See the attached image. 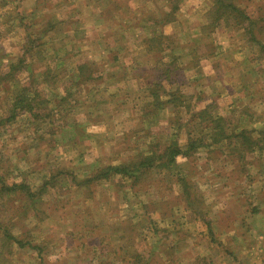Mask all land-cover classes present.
<instances>
[{"label": "rangeland", "instance_id": "374dc122", "mask_svg": "<svg viewBox=\"0 0 264 264\" xmlns=\"http://www.w3.org/2000/svg\"><path fill=\"white\" fill-rule=\"evenodd\" d=\"M235 6L254 13L247 23L255 24V32L246 35L243 28L247 23L242 21L237 24L235 20V27L222 22L225 28L215 29L212 25L213 12L210 10L212 0H0V74H6L14 65L17 66L20 58L26 59L29 66L26 71L14 74L16 83L31 85V94H34L30 99L36 98V103L49 101L43 107L33 100V111L40 113V118L33 117L32 112L10 111L14 98L21 90L13 86V79L0 87V184L16 187L9 194L12 195L10 199L0 200L3 201L0 202V213L3 214L0 215V221H10L14 213L19 214V204L23 203V196L19 194H26V190L23 189L25 186L21 187L23 183L15 182L23 178L24 172H27L29 185L37 188L45 179L44 171L51 170L54 161L62 158V162L70 163V167L65 171V180L58 179L57 182H67L73 188L74 184L68 181L74 178V172L83 178L91 176L88 174L89 162H94V158L100 156L125 166L138 165L142 161L149 165L151 160L148 157H163L167 149L165 147L171 144L188 151L191 144L188 141L189 133L192 135L203 129L210 132L216 127L210 121L211 118H204L198 127L194 118L196 111L205 110L211 103L217 102L219 106L215 104L213 118L225 119L231 116L229 104L232 98L237 101L240 110L245 106H257L252 110L255 113L253 116L255 119L262 116V121L247 128L250 131L263 128L264 107L259 106L261 97L258 95L256 98V90L259 85L264 89V46L259 44L260 40L264 44V23L259 22L264 16V0H238ZM168 13L172 15L166 17ZM30 21L35 27L31 31L27 25ZM51 27L53 29L49 34L43 36V32ZM154 33L166 39L164 42H151L149 49L156 52L151 53L143 43L137 41L142 40L141 36L151 38ZM48 36H53V40L48 41ZM158 38L155 41H160ZM28 39H34L32 50H26ZM163 43L172 46L165 51L158 50L164 47ZM58 58L63 59L59 65L56 64ZM113 58L117 60L113 62ZM167 63L174 64L176 70L182 67L176 78L181 84L176 85L173 91L178 90L189 104H193V96L199 97L198 102L200 98L205 100L198 107L196 105V110H188L186 105V108L155 107L153 112L146 107L153 97L147 83L156 80L155 70H162ZM192 63L194 67L188 70L186 64L188 67ZM84 64L89 69L91 67L90 71L95 74L99 72L100 76L112 77L118 73L128 75L126 84L121 87L120 96L125 102L121 107L111 111L112 102L120 98L104 91L106 100L101 103L106 105L107 119L100 117L95 106L104 97L97 89H93L95 80L88 79L87 74H84L83 80L81 77L80 81L77 79L78 67ZM107 82L112 84L113 80L108 78ZM243 85L248 86L245 91ZM65 89L70 93L62 110L56 105L57 100L60 102L65 97ZM81 90L83 94H79ZM89 91L94 97L87 100L86 93ZM167 91L173 92L169 88ZM111 92H116L115 86ZM162 100H168V97L164 96ZM246 114L249 115L250 110ZM238 117L233 118L236 123ZM167 120H174L176 124L167 126ZM60 125L61 131L58 130ZM52 131L59 133L52 134ZM251 136L254 140L260 138L255 133ZM75 144H78V148L73 149ZM224 147L217 145L219 149L213 155L215 159L208 160L202 166L198 158L202 154L206 156V153H198L190 160L184 156L178 158V170L170 168V172L166 168H158V165L162 160L166 161L171 153L161 161L154 162L148 181L159 180L153 185L160 192L157 196L163 199L160 206L157 204V207H152L170 211L175 205L171 211L178 213L177 219L181 215L180 208H186V205L191 207L189 201L193 194L203 200L202 205L197 202V205H201L199 208L210 212L213 223L217 221V226L213 225L215 235L229 236L230 228L234 229V225L241 227L240 222L244 223L240 220L242 212L247 207L241 198L248 195L256 179L260 183L252 187V194L254 197L260 194L264 198V192H261L264 186V159L259 160L252 155H246L243 159L242 155L228 158L223 154ZM150 150L153 153H149ZM77 153L83 156L77 157ZM91 153L94 157H91ZM242 161L247 163L244 167ZM144 171L145 168L141 172ZM181 171L187 174L191 187L177 182ZM217 175L219 179L215 178ZM215 179L218 181L215 182ZM119 185H123L121 193L116 187L115 195L110 188L96 182L78 185L75 193L71 191L72 194L64 195L59 201L56 192L61 193L60 189L55 188L51 193L42 192L41 201L34 208L26 205L24 215L15 218L20 227L12 230L18 234L23 230L32 231L38 226L39 231L37 229L38 232L26 238L27 246L22 250L16 249L18 245L13 242H5L6 239L0 234V255H3L0 264H99L106 261L105 255L110 249L116 254L118 247L123 245L126 251L133 254L138 248L142 249V244V250H148V264H164L163 261L158 262L157 254L149 257V253L155 251H152L151 238L148 240L145 237L148 235V220H143L142 226L133 228L132 224L142 221L140 217L134 218L133 209H137L138 205L136 200L128 199L127 182L123 181ZM89 189L94 193L91 207L83 204L78 196L79 192ZM182 196L183 200L180 199ZM4 208L6 213L1 211ZM141 211L138 209L135 212ZM230 214L238 217L233 219ZM167 217L166 222L158 220L160 223L156 224L157 228L153 231L168 255L175 257V245L181 236L177 223L174 232L172 225L162 229V226L170 223ZM41 218L43 220H39ZM245 224L247 228L243 225V231L246 232L250 230L248 220ZM254 226L260 229L262 224ZM213 235H210L212 242ZM208 239V236L201 237L202 246ZM262 242L258 239V244ZM90 243L104 244L107 249L101 255L99 251L84 248ZM237 244L242 245L229 247L233 250L229 255L242 247L256 245V240L240 238ZM34 245L41 247L34 249ZM199 252H203L202 249ZM218 255L213 260L202 257L204 264H224ZM154 256L156 263L151 260ZM240 263L264 264V258L258 255L256 260L246 257ZM139 264L143 262L140 260Z\"/></svg>", "mask_w": 264, "mask_h": 264}, {"label": "crops", "instance_id": "0c3cea01", "mask_svg": "<svg viewBox=\"0 0 264 264\" xmlns=\"http://www.w3.org/2000/svg\"><path fill=\"white\" fill-rule=\"evenodd\" d=\"M192 67H194L193 63L188 67L186 64V68L188 70H191ZM184 72H185V70H184ZM127 76L128 75L125 73H118L117 75L112 76V77L103 76L101 74V77H100L101 83L100 84L96 83L95 85H93V89L94 90L97 89V91L101 92L103 95H104V91H105V92L110 93V95H113V96L115 95L116 98L117 97L120 98V100L122 102L119 99L116 100L114 102V104L112 102L113 108L111 109V111H113L114 109H118L119 107H121V105L123 103H125L124 99L121 98L120 94L122 93L121 87L123 86V84H126L125 80H126ZM108 78L110 80L111 79L113 80L112 84H108V82H107ZM105 82L107 84H105ZM186 82L187 81H185V83ZM180 84L181 83L178 84L176 82V84H174L172 87H169V89L173 91V89L176 87V85L179 86ZM101 85H103V86L101 87ZM113 85L115 86L116 92H111L113 87H114ZM243 86L245 88L244 90H246V87L248 88V86H246V85H243ZM86 89L90 90L92 88H86ZM263 90L264 89L259 85L258 90H256V94H257L256 98L258 97V95L261 98L264 97ZM81 92H82V90H81ZM83 93L84 92H82V94ZM86 94L88 96L86 98L87 100L94 97V95L90 91ZM261 98H260V101L264 100ZM105 100H106V96L104 95V97L101 100L96 102L95 106L97 107V112L99 113L100 117L107 119V114L105 112L106 105L101 103ZM213 104L214 105L217 104V106H218L217 102H215ZM234 104H236V105H234ZM229 105H230L229 108H231V110H230L231 116H229V115L228 116L230 118L231 117L235 118L236 114L234 113V111L236 110V108H238L237 101L236 100L234 101L232 98V101L230 102ZM38 118H40V117H38ZM2 120H3V118H2ZM75 145L76 146H74L73 149L78 148V144H75ZM215 153L216 152H214L212 155H208L207 159H201V157L203 156V154H202V156L200 158H198V160L201 161L200 166L207 164L208 160H214L215 158H213V155H215ZM81 156H83L82 153L77 155V157H81ZM183 156H184L183 154L178 155L176 160H178V158L183 157ZM91 157H94L92 153H91ZM210 157H212V158L210 159ZM185 159L190 160V158H188V156ZM92 162H93V160L89 162V166H88V174L89 173L92 174L91 176H89L91 178L88 179L89 178L88 176H86L85 178L80 177L76 174V172H74L75 173L74 178H72V179H70V181H68L69 183L74 184L73 188H71L70 185L67 184V182H57L58 179H60V180L64 179L65 180V178H64L65 177V171H67V168L70 167V163L64 164L62 162V158L55 160L54 164H53V168L51 170L44 171L45 174L43 177H45V179L43 180L42 183H40L41 185L38 184V186L40 185L39 187L32 189V191L34 193L33 196L28 197L26 194H22V193L19 194V195L23 196V198H22L23 203L19 204V208H18L19 214L14 213L12 216V219L10 221H9V219L7 220V222L1 221L3 227L4 226L8 227V229H9L8 234H11V236L14 238L13 240L7 239L5 237V230H1V227H2V225H1L0 226V234H2L3 239H6L5 242H7L8 244H10L11 242H13V244H17L18 246H16V249H18V250H22V249L26 248V246H27L25 243L26 238H28L31 233L38 232L39 231L38 226L34 227L32 231L27 230L28 233L25 230H23L21 233H18L21 235H18L16 232H15L16 233L15 234L12 230H14V228H16V227H20V225L18 223H16V219L21 218V216L24 215L23 210L26 208V205L28 207L34 208V206H36L38 204V202L41 201V197H42L43 193H45V192L51 193L55 188L60 189L61 193L56 192V195H57L56 198H57V201H59L60 199H62L64 197V195H69L71 193V191H72V193H75V191L77 190L76 186L81 185L82 183L86 184V181H89L88 184H93L96 182L97 184H101L102 186H104L106 188H110L114 192V195H115L116 194L115 188L116 187L119 188V192H120L121 186H123L124 183L121 186L119 184H121V182H123V181H126L128 184V187H129L128 192L126 191L128 199L136 200V203L138 205L137 209L136 208L133 209V211L135 213L134 218H135V216H136V219L138 217L142 218L141 219L142 221H138V222H135L134 224H132L133 228L136 229L137 227L142 226L141 222H143V220H145V219L148 220L147 221V228H146V230L148 231V235H146L145 237L148 238V240H149V238H151V241L153 243L152 244L153 245L152 251H155L154 253H149L150 254L149 257H151L153 254H157L158 262L163 261L164 264H204L205 260L202 257H207L208 259L213 260V259H216V256L218 254H219L218 256H220V258L222 259L224 264H241L240 261L242 259H246V257H251L254 260H256L257 255L259 257L264 258V198H262L260 196V194L255 196V197L252 194V187L254 185L260 183V180L256 179L254 181V183L252 184V186H250V188H249L250 192H248V195L241 198L242 203L247 205L246 209L242 212L243 216L240 219L244 223L240 222V220H239V222L241 223V227H238V225L237 226L234 225V227L237 229L230 228L229 229V236L221 237V235L219 233L217 235H215L213 233V231H214L213 225H216L217 221L213 223V219L210 215V212H207L206 210L203 211V213L201 212L202 208L200 210L199 206H201L203 204V200L198 198V196L193 195V194L191 195L192 198L190 197L189 202H194L196 205H191V207H189V208L187 207L188 205H186V208H180L179 211H180L181 215L179 218L176 219L178 213L176 211H171V210H173V208L176 207L175 205H173V207L170 211H168V209H165V211H162L161 209L152 207L153 205H155L157 207V204H158V206H160L162 204V202H160V201L163 199V197L157 196V194H159L160 192H158V189L156 188V186L153 185V183L159 182V180H153V182L148 181L147 184H143L142 186H136V187L132 186V181L127 180V179H122V177L118 176V175L113 176L109 179L101 178L100 180H96L95 178H97V177H95V176L98 175L103 168H106L110 165H116L117 162H115V163H113V161L109 162L108 160H104V157H101V156L99 158H94V162L93 163ZM118 164H120V163H118ZM168 171L170 172V169ZM34 172H35V174L38 173L37 171H34ZM26 174H27V172H24L23 178H21L18 182H15V183H19V184L23 183L24 186L29 185V183L26 180V178H27ZM70 174H72V172ZM247 175L250 176V174H247ZM215 178H218V175ZM217 181L218 180L215 179V182H217ZM177 182L179 183L180 181L177 180ZM181 184H183L187 188L191 187L190 183L184 184L181 182ZM44 185H46L45 188H44ZM262 188H263V190H261V192H264V186H262ZM42 189H44V192L40 193V190H42ZM90 189H91V187H90ZM90 189L86 192H82V193L79 192L78 193V196L83 201V204H87L89 207H91V205H93L91 197L94 194L93 192L90 191ZM255 190H256V188H255ZM7 193L8 192H3L0 195V200L6 199L7 197H9V199H10V197L12 195H9ZM38 193L40 195H37ZM5 195H9V196H5ZM239 196H241V193L239 194ZM258 197H259V199H257ZM9 199H8V201H9ZM180 199L183 200V196L180 197ZM244 199L246 202H244ZM248 201H250V202L248 203ZM197 202H200L199 204H201V205H197ZM1 203H3V201ZM251 204H252V207L250 206ZM189 206H190V204H189ZM253 207H255V208H253ZM138 209L142 210V211L141 212H135ZM196 210H199V214L195 213ZM1 211H3L4 213L7 212V210L5 208L1 209ZM1 215H3V214H1ZM155 215H158V216L154 217ZM166 216H168L166 220L169 221L170 223H169V225L162 226V229H165V228L167 229L170 227V225H172L173 226L172 232H174L173 231L174 226L177 223L178 224L177 230L179 231L180 236H181L180 240L175 245V250H174V253L176 254L175 257H171L168 255L166 249L161 245V243H159V239H158V241L156 240V235L154 234L155 231H153L157 228L156 224H159L161 221L166 222L165 221ZM189 216L191 217L190 220H189ZM230 216L233 219H236L238 217L237 215L234 216L232 214H230ZM143 217H144V219H143ZM239 217H240V215H239ZM134 218L132 219L133 221H134ZM36 219H37V217H35V220ZM39 220H43V219L41 218ZM117 220L120 221L119 219H117ZM123 220H126V219L123 218ZM123 220H121V221H123ZM247 220L250 224V230H246V232H245V231H243V225H245V227L247 228V226L245 224V221H247ZM250 221H252V222H250ZM257 223L262 224V227L260 229L255 228L254 224H257ZM153 224H154V226H153ZM161 224H163V223H161ZM143 228H145V227H143ZM37 229H38V231H37ZM189 229L191 231H189ZM239 230H241V231H239ZM209 234L211 236L214 234L213 235V237L215 236L214 242L211 241ZM203 235L209 237L208 241L204 244L206 247L202 246V244L200 242V239ZM16 238H18L21 242H23V245L16 243L14 241ZM240 238H242L243 240L246 239L247 241H253V239H255L256 245L249 246V247H242V249L236 251L232 255H229L228 254L229 252H233V250H231L229 247L234 248L235 246L237 247L238 245H242V244H237V240H239ZM258 239H260L263 242L261 244H258ZM31 245H33V244H31ZM191 245H192V247H191V249H189V247ZM231 245H233V246H231ZM12 247H13V245H12ZM40 247H41V245H39V246L34 245L33 246L34 249H38ZM143 247H144V244H142V246L140 248L143 249ZM84 248H90L92 250L99 251L101 255L104 254V249H107V247H104V244H97V243L86 244L84 246ZM138 249H137V252L135 251L133 254L126 251L125 246H123V245L118 247L116 254L114 252H111V249H110L106 252V255H105L107 257L106 261H101L99 264H139L140 260L143 262V264H148L150 262L149 258L147 257V251L148 250H146V249L138 250ZM199 249H202L203 252H199ZM65 250H67V249H65ZM206 250H208V251H206ZM183 253H184V256H182ZM112 254H114V255H112ZM2 256L3 255L1 254L0 257H2ZM177 258H178V260H177ZM151 260L154 261V263H156L155 256L152 257Z\"/></svg>", "mask_w": 264, "mask_h": 264}, {"label": "trees", "instance_id": "16d2710c", "mask_svg": "<svg viewBox=\"0 0 264 264\" xmlns=\"http://www.w3.org/2000/svg\"><path fill=\"white\" fill-rule=\"evenodd\" d=\"M236 3H238V0L235 1L234 3H233V0H212V8L210 10H211V12H213L212 15L214 16V19H213L212 25L215 27V29L217 27L225 28L222 25V22L225 25H228V26L232 25L233 27H235L233 24L234 20L237 21L236 22L237 24H241L242 21H243V23H247V21L248 22L251 21V18L253 17L254 13L251 14V13H248L246 10L237 8V6H235ZM33 15H34V12H33ZM171 15H172L171 13L165 14L166 17H170ZM62 22H60V23H62ZM167 22H170V21H167ZM259 22L264 23V16L260 19ZM27 25L30 27L29 31L35 29V27L33 26V22L30 21ZM53 27H51L47 31L43 32V36H47L49 34V32L53 29ZM263 29H264V27H263ZM243 30L246 32V35H249L250 32H253V31L255 32V24L247 23L244 26ZM67 33H68V31H67ZM156 35L157 34L154 33V36H152L151 38H145V37L141 36L142 40L137 41V42L143 43L144 47L147 48L148 51H150L151 53L155 52L154 49H149L150 48L149 44L151 42L152 43L153 42H156V43L157 42H164L163 40L166 39L163 35H159V36H156ZM158 37H160V38H158ZM156 38H158L160 41H155ZM47 40L52 41L53 36H48ZM259 44L264 46V44H262L261 40L259 41ZM33 45H34V39H32V40L28 39L26 50H28V49L32 50ZM44 45H46V43ZM41 46H43V45H41ZM163 46H164L163 48H158V50L165 51L172 45L171 44L164 45V43H163ZM263 57H264V54H263ZM112 60H113V62H115L117 60V58H113ZM62 62H63V59H61V58L56 59L57 65H59ZM28 64L29 63H27L26 59L20 58L19 62L16 64L17 66L14 65L9 70V72L6 74H0V87L3 86L5 83H10L8 81L13 79V86L16 88V90L20 89L21 92L19 94H17L16 97L14 98L13 109H11L10 111L32 112L31 113L32 116L38 118V117H42V115L38 112L33 111L34 106L32 105V102L34 100V102L36 103V101H35L36 98H34L33 100L30 99V96L34 94V93L31 94V90H30L31 85L24 86L23 84L16 83L17 77H16V75H14L15 73H19L20 71H26V69L29 66ZM158 64H162V62H159ZM89 66H91V65H89ZM163 67L164 68L162 70H159L158 68L155 70L157 72V75L155 77L156 80L148 81V83H147L149 85L150 91L152 92L151 95L153 96L152 99L149 100L150 104H146V107L148 108V110H152L154 112L156 110L155 107H162L164 109L166 107H168V108H186V105H188L187 106L188 110H191V111L196 110V105L198 107V105L200 103H203L205 101L203 98H200V101L198 102L199 97L193 96L192 97L193 104H189L186 101L185 96L180 94V92L178 90L173 91V92L167 91V89L169 87H172L174 84H176V82L178 84L181 83V82L177 81L176 78H177V72H179V70L182 67L181 68L176 67L177 68V70H176L174 67V64H169V63L164 64ZM90 70H91V67H90V69L87 68L86 64L79 66L78 67V71H79L78 75L79 76H77L78 81H80L81 78L83 80L85 78L84 74H87L88 79H94L97 84H100L101 83L100 73L97 72L95 74L93 71H90ZM59 72L60 71H58L56 73L58 74ZM257 73H259V70L257 71ZM35 77H37V76H35ZM74 83L77 84L79 82H74ZM19 84H20V86H18ZM64 92L66 93L65 97L62 98L60 100V102H59V100H57V105H56L57 108L62 109V110H63L62 105L68 102L67 99L69 97L70 91H68V89H65ZM263 92H264V90H263ZM79 94H82V92L79 91ZM164 96H167L168 100L163 101L162 98ZM47 103H49L48 100L38 101L36 104L37 105H43V107H45V105ZM259 106L264 107V100L260 101ZM256 107L257 106H245L242 110H240L239 107L236 108L234 113L236 114V116L239 115V117L237 119V123H236L233 120V117L228 118V119H225L223 117L222 118H215V117L213 118V109H215V105L211 104V105L207 106L205 108V110H201L200 112L196 111L197 114L194 113V118L196 121V125L198 127H200V125L204 122V120H203L204 118L206 120L211 118L210 121L214 122L216 124V127L214 128V131L212 130L210 132H207V129H203L200 132L195 131V133H193L192 135H190V133H189L188 134V136H189L188 141H190L191 144H189V148L187 149L188 151H184L182 148H179L177 144H171L168 147H165L167 149L165 150V152H166L165 154L162 153L164 155L163 157L154 156V158L152 159V158H149L148 156H146V157H148V159L151 160L149 162V165L147 164L148 166L143 161L138 165L133 164V165L125 166L121 163L116 164V165H110L106 168H103L100 171V173L95 176V177H97L95 179L96 180H100L101 178L109 179L113 176L118 175V176H121L122 179H127V180L132 181L133 187L142 186L143 184H147L148 176L151 175L149 172L153 171L152 167H154V162L161 161L162 158H166L168 153H171L168 156V159L166 161L162 160L160 162V164L158 165V168L163 167V168H166L167 170H169L170 168L178 170L177 164H176V162H177L176 158L178 155L183 154L185 157L188 156V158L191 159V158L195 157V155H197L198 153H206V156H202L201 159H207L208 155H212L214 152H216L217 149H219V148H216L217 145L225 146L223 148V154L228 158L236 156V155L237 156L242 155V159H243L246 155H248V156L252 155L254 158H258L259 160L262 158L264 159V126H263V128L260 127L258 129H253L252 131H250L247 128L248 125L249 126L254 125V124L262 121L261 120L262 116L258 117V119H255V117L253 116L255 113H253L252 110ZM36 108L39 110L38 106ZM248 110H250L249 115L246 114V112H248ZM198 114H201V116ZM263 114H264V109H263ZM10 118L8 117V119H10ZM1 121H3V120H1ZM242 121H245V122H242ZM166 124H167V126L168 125H175L176 122L174 120H167ZM58 130L59 131L62 130L61 125L58 127ZM57 133H59V132L52 131V134H57ZM203 133L205 134V136L203 135ZM254 133L257 135H260V138H258L257 140H254V138L251 136V134H254ZM206 136H207V140H206ZM155 140H157V138H155ZM151 152H152V150L149 151V153H151ZM211 158L212 157H210V159ZM143 159H144V157L141 156V160H143ZM246 164L247 163H245V161H242L241 165H242V167H244ZM144 168H145V171L141 172L142 169H144ZM178 181H180L184 184L190 183V181L187 177V174H185L182 171L180 172ZM88 182L89 181H86V185L88 184ZM82 184H84V183H82ZM45 186L46 185H44V188H45ZM21 187H24V185H22ZM23 189L26 190L25 192H26V195L28 197L34 195V193L32 191V189H33L32 186H30V187L25 186ZM0 190L2 191V193L8 192L7 194H10L11 191L16 190V187L10 188V186H8L7 184L1 183L0 184ZM42 192H44V189L40 190V193H42ZM37 195H40V194L38 193ZM189 204L196 205L194 202H189ZM200 210H201V208H200ZM201 212L203 213V210H201ZM195 213L199 214V210H196ZM0 215H1V213H0ZM1 225H2V222L0 221V226ZM1 230H5V237L7 239H11V240L14 239L11 236V234H8L9 229L7 226H4V227L2 226ZM27 233H28V231H27ZM14 241L20 245H23V242H21L18 238H16Z\"/></svg>", "mask_w": 264, "mask_h": 264}]
</instances>
